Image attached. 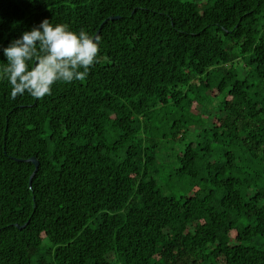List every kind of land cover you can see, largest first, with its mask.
<instances>
[{
  "label": "trees",
  "instance_id": "16d2710c",
  "mask_svg": "<svg viewBox=\"0 0 264 264\" xmlns=\"http://www.w3.org/2000/svg\"><path fill=\"white\" fill-rule=\"evenodd\" d=\"M0 18L4 47L45 18L100 31L83 81L36 100L0 79V264H264V0H0Z\"/></svg>",
  "mask_w": 264,
  "mask_h": 264
},
{
  "label": "clouds",
  "instance_id": "9594fccd",
  "mask_svg": "<svg viewBox=\"0 0 264 264\" xmlns=\"http://www.w3.org/2000/svg\"><path fill=\"white\" fill-rule=\"evenodd\" d=\"M99 43L98 37L83 29L74 31L67 24H53L45 18L6 47L0 46L4 58L0 60V79L7 81L12 99L26 94L43 99L58 83L85 80L99 62Z\"/></svg>",
  "mask_w": 264,
  "mask_h": 264
},
{
  "label": "water",
  "instance_id": "95a60500",
  "mask_svg": "<svg viewBox=\"0 0 264 264\" xmlns=\"http://www.w3.org/2000/svg\"><path fill=\"white\" fill-rule=\"evenodd\" d=\"M116 18H119V17H111L110 20H113V19H116ZM100 33V31L97 32V34L94 36V38H96L98 36V34ZM18 161H27V162H31L35 165V171L34 173L31 175L30 177V181H29V185L31 186L32 185V181H33V178L35 177L36 175V172L38 171L39 169V161L37 160V158H29L27 160H18Z\"/></svg>",
  "mask_w": 264,
  "mask_h": 264
},
{
  "label": "rangeland",
  "instance_id": "374dc122",
  "mask_svg": "<svg viewBox=\"0 0 264 264\" xmlns=\"http://www.w3.org/2000/svg\"><path fill=\"white\" fill-rule=\"evenodd\" d=\"M165 183H167V182H165ZM175 194H176L177 196H179V195L181 196V194H183V193L179 191V192H175Z\"/></svg>",
  "mask_w": 264,
  "mask_h": 264
}]
</instances>
